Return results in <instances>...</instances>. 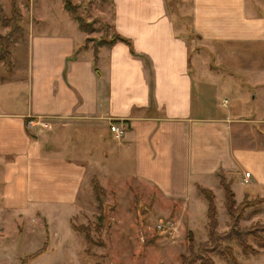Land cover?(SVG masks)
<instances>
[{
    "label": "crops",
    "instance_id": "obj_1",
    "mask_svg": "<svg viewBox=\"0 0 264 264\" xmlns=\"http://www.w3.org/2000/svg\"><path fill=\"white\" fill-rule=\"evenodd\" d=\"M109 2L112 28L130 40L133 52L117 41L99 46L94 56L92 47H83L87 35L63 1L40 0V17L49 24L30 27L16 43L26 53L18 77L24 82L22 105L0 111V209L63 214L68 229L59 249L72 235L70 219L79 212L87 168H96L105 190L103 181L116 173L106 168L108 152L78 157L80 145L68 143L71 132L106 143L110 122L123 124L115 163L127 165L132 182L163 199L184 200L196 185L213 187L219 171L231 180L237 202L264 196V131L258 129L264 123V64L253 72L262 106L250 115L244 110L248 92L221 70L227 48L233 53L236 45L264 43V0H177L179 27L169 0ZM196 42L214 63L197 60L200 52L191 46ZM224 87L236 90L230 106L215 102ZM29 118L50 122L45 130L51 137L38 126L27 128ZM70 150L76 156L63 152ZM36 261L29 264H43Z\"/></svg>",
    "mask_w": 264,
    "mask_h": 264
},
{
    "label": "rangeland",
    "instance_id": "obj_2",
    "mask_svg": "<svg viewBox=\"0 0 264 264\" xmlns=\"http://www.w3.org/2000/svg\"><path fill=\"white\" fill-rule=\"evenodd\" d=\"M71 1L77 5L75 14L82 17L85 23L87 35L85 40L89 47L93 48V45L97 46L111 37L114 31L113 8L109 0ZM39 2L40 0H15L16 14L19 15L18 23L23 28L24 34L30 27L37 29L49 24V19L40 17L39 8L42 6ZM169 3L174 22L179 27L182 18L178 12L177 0H169ZM260 11H264V6ZM11 13L9 0H0V20L11 17ZM185 20L188 21L189 16H186ZM11 25L2 26L0 23V53L7 48L4 41ZM184 34H191L190 29L187 28ZM20 39L12 41L10 48L12 64L8 67L3 60H0V111L19 110L23 102L24 82L18 77L23 76L22 69L26 53L23 52L19 43L16 44ZM197 42L191 45L196 48H194L195 51L199 50ZM199 52L200 54L196 57L199 62L214 63L215 60L210 53L207 54L202 49ZM233 53L232 49L227 48L221 70L224 74L231 75L227 79L233 85L239 86L240 91L248 92L250 97L244 110L249 115L254 114L262 105L257 96L258 86H255L253 72L258 67L257 64H264V43L236 45ZM221 89L222 92L217 94L215 102L219 105L226 99L223 104L232 105V97L236 90L232 87ZM253 94H256L255 98ZM220 107L224 106L221 104ZM255 125L257 126L256 122L253 126ZM258 126H260L259 130L264 131V123H259ZM45 129L47 128H43L44 134L50 138L51 134L48 135L49 132ZM80 132L82 131L71 132L68 136V143L80 145L82 155L78 157H82L86 151L93 154L99 152L101 156L104 152H108L106 168L116 170L115 174H108L109 180L103 181L107 188L105 195L101 198L102 211H99L92 189V180L97 179L99 172L93 166L87 168L85 183L82 186L83 192L78 199L79 212L70 219V223L86 230L88 242L85 240L84 233L76 231L71 226L72 235L68 238V246L59 249L57 242L59 238L64 239L68 226L63 220V214H56L55 209L47 214L39 211L20 212L22 214L12 211L7 213L0 209V264H23L21 261L24 256L41 247H44L43 251L45 249L48 251L39 257H34V260L43 264L52 262V264H180L181 256L187 252L188 233L191 232L196 243L204 241L207 237L205 199L198 192H189L184 200L163 199L155 195L157 193L153 192L151 187L132 182V178L130 179V175L126 172L129 168L127 165L115 163L113 150L118 147L122 137L116 138L110 131L112 137L109 142L101 143L91 133L88 134V140L85 137L86 134L80 138L78 135ZM48 146L54 150L55 145L52 141ZM63 152L68 156H76L71 150ZM95 157L93 156V159ZM1 180L0 177V187ZM210 188L214 191L218 208V228L225 230L228 217L222 206L223 190L218 182ZM235 188H237L236 185H234ZM237 199H239L238 194ZM99 213L104 217V221L97 219ZM257 222L264 223V205L262 204L247 208L239 220L240 226L246 230L252 228L251 226ZM54 231L55 234H53ZM234 254L238 264H264V248L260 249L256 255H247L234 245ZM212 258L218 264H228L218 255H212ZM30 260L33 258L27 260L25 264H29Z\"/></svg>",
    "mask_w": 264,
    "mask_h": 264
},
{
    "label": "trees",
    "instance_id": "obj_3",
    "mask_svg": "<svg viewBox=\"0 0 264 264\" xmlns=\"http://www.w3.org/2000/svg\"><path fill=\"white\" fill-rule=\"evenodd\" d=\"M12 8L11 17L2 18L0 23L2 26L11 25V28L7 32L6 40L4 41L7 44L5 48L0 53V60H3L4 63L9 67L11 62V50L12 41L17 40L23 37L24 30L21 25L18 23L16 14V5L15 0H9ZM63 8L74 17L80 30L86 31L85 23L82 21V17L78 16L76 13L77 5L72 3L71 0H63ZM18 12V11H17ZM16 15V16H15ZM119 35V36H118ZM121 41L127 44L131 52V42L128 38L118 34L113 31L111 37L108 40H104L101 44L95 46L93 45L94 56H96L97 48L101 45L111 46L115 42ZM86 40L83 44V47H86ZM219 177V184L223 190V201L222 206L225 210V213L228 217L226 222V229L219 230V220H218V208L215 203V194L214 192L207 187L196 185L197 192L205 199L206 201V231L207 237L204 241L198 243L195 242L194 238L191 235V232L187 235V252L181 256L180 264H218L212 258V255H218L227 261L228 264H238L236 256L234 254V245H237L240 251L243 254H253L256 255L259 253L260 249L264 248V223H254L250 229L246 230L244 227H241L239 220L243 212L250 207H257L264 203V196H256L253 198H243L240 202L235 200V194L231 187V180L226 177V175L219 171L217 172ZM92 189L94 192L95 200L97 202V209L102 211L101 198L105 195V188L99 185V183L94 179L92 180ZM97 219L102 221L104 217L99 213ZM104 221V220H103ZM71 226L76 230L84 233L85 240L88 242V235L86 230H83L82 227L71 224ZM196 244V245H194ZM44 247L37 249L36 251L27 254L22 258V263L25 264L27 260L38 256L43 252Z\"/></svg>",
    "mask_w": 264,
    "mask_h": 264
},
{
    "label": "built area",
    "instance_id": "obj_4",
    "mask_svg": "<svg viewBox=\"0 0 264 264\" xmlns=\"http://www.w3.org/2000/svg\"><path fill=\"white\" fill-rule=\"evenodd\" d=\"M25 126L27 128L33 127V126H38L40 128H50L51 123L48 121L42 120V119L29 118L26 120ZM109 130L114 134V136L116 138H121L124 135L125 126L123 124H120V123L110 122ZM249 174H250L249 171H246L244 173V182L247 181V177H249Z\"/></svg>",
    "mask_w": 264,
    "mask_h": 264
},
{
    "label": "bare ground",
    "instance_id": "obj_5",
    "mask_svg": "<svg viewBox=\"0 0 264 264\" xmlns=\"http://www.w3.org/2000/svg\"><path fill=\"white\" fill-rule=\"evenodd\" d=\"M119 36V35H118Z\"/></svg>",
    "mask_w": 264,
    "mask_h": 264
}]
</instances>
